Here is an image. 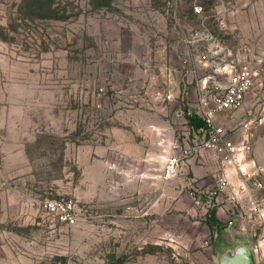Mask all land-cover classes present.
<instances>
[{
    "label": "rangeland",
    "instance_id": "obj_1",
    "mask_svg": "<svg viewBox=\"0 0 264 264\" xmlns=\"http://www.w3.org/2000/svg\"><path fill=\"white\" fill-rule=\"evenodd\" d=\"M205 26L262 62L220 118L237 139L249 126L264 163V0H0V264H220L241 241L191 196L218 163L166 176L174 144L201 138L181 113L204 69L186 38ZM46 199H73L77 222H54Z\"/></svg>",
    "mask_w": 264,
    "mask_h": 264
},
{
    "label": "built area",
    "instance_id": "obj_2",
    "mask_svg": "<svg viewBox=\"0 0 264 264\" xmlns=\"http://www.w3.org/2000/svg\"><path fill=\"white\" fill-rule=\"evenodd\" d=\"M195 10L200 12L202 7L195 6ZM215 17L220 27L225 29L227 21L224 15L217 14ZM186 40L192 47H204L193 54L204 66L203 74L195 86V99L181 113L189 130L201 138L194 137L192 144L180 141L174 144V153L166 159V176L174 175L194 155H208L212 163L216 162L221 167L209 184L201 181L192 187L193 201L208 212L217 205L218 209L232 210L235 217L243 221L246 208L251 215L248 219L251 226L259 224L264 228V166L252 154L254 133L250 132L246 124L245 129L247 127L246 131L249 132L237 139L236 132L219 121L220 115L244 107L248 94L260 80L262 62L238 58L207 26L192 30ZM191 115L200 117L204 121L203 126L192 128L189 125ZM234 178L237 180L234 181ZM75 205L73 199H46L42 208L54 222L73 225L78 219ZM232 221L230 218L229 222ZM248 227L249 243L256 252V257L258 255L257 260L264 264L262 241L256 242V229Z\"/></svg>",
    "mask_w": 264,
    "mask_h": 264
},
{
    "label": "crops",
    "instance_id": "obj_3",
    "mask_svg": "<svg viewBox=\"0 0 264 264\" xmlns=\"http://www.w3.org/2000/svg\"><path fill=\"white\" fill-rule=\"evenodd\" d=\"M221 116H219V118ZM219 121L223 122V120H221V118L219 119ZM201 156L202 157L199 160H197L196 158H191L185 164L186 166H183V170L187 169L188 167L189 168L191 167V169L193 170L195 175H199L200 174L199 173V166L203 168V165H206L207 166L206 170L209 169V171L214 169V168H212V161L209 158V156L206 155V154H203V153H201ZM259 161H260V164L262 166H264V163L261 161V159H259ZM198 162H203V165H199L200 163H198ZM219 167H221V166H219ZM228 170H230V169H228ZM236 180L237 179L234 178V181H236ZM220 209L221 208L218 209V212L216 213V217L219 220H222V221L226 222V224L223 225L224 226V230L223 231L228 234L227 229L231 227L232 228L231 233L233 234V239H238V240H241V241H245V237H248V242H249L250 241V237L248 236V234H247L248 231H246V230H247L248 225H251V223L248 221V219H249V217H251V215H250V213L248 211H246V208H245V211H244L246 213L245 221L240 220L239 218L233 216L234 218H232L233 219L232 223L229 222L230 218L227 219V218L223 217V215L220 212L221 211ZM262 244H263V248H262L261 251H262V254H264V241L262 242ZM257 258H258V255H257ZM257 261H258V264H260L259 260H257Z\"/></svg>",
    "mask_w": 264,
    "mask_h": 264
},
{
    "label": "water",
    "instance_id": "obj_4",
    "mask_svg": "<svg viewBox=\"0 0 264 264\" xmlns=\"http://www.w3.org/2000/svg\"><path fill=\"white\" fill-rule=\"evenodd\" d=\"M220 264H258L256 252L249 242L228 245L219 257Z\"/></svg>",
    "mask_w": 264,
    "mask_h": 264
},
{
    "label": "trees",
    "instance_id": "obj_5",
    "mask_svg": "<svg viewBox=\"0 0 264 264\" xmlns=\"http://www.w3.org/2000/svg\"><path fill=\"white\" fill-rule=\"evenodd\" d=\"M204 124V121L196 116V115H191L189 116V125L192 127V128H195V129H198L199 127L203 126ZM214 222H217V217H216V211L215 210H212V214H211V218ZM212 222V221H211ZM211 226H212V229H213V223H210Z\"/></svg>",
    "mask_w": 264,
    "mask_h": 264
}]
</instances>
